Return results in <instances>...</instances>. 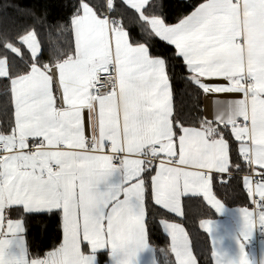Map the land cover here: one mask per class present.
<instances>
[{"label":"snow or ice","instance_id":"snow-or-ice-1","mask_svg":"<svg viewBox=\"0 0 264 264\" xmlns=\"http://www.w3.org/2000/svg\"><path fill=\"white\" fill-rule=\"evenodd\" d=\"M164 7L77 0L72 41L48 62L34 27L0 33L11 109L0 123V264H160L153 221L171 236V264H199L171 217L196 196L228 217L213 182L233 172L254 210H239L235 230L227 219L202 226L215 264H264V239L259 261L245 251L257 222L264 237V0H200L175 23ZM180 83L238 98L193 124L176 104ZM35 214L60 217L62 242L43 256L26 238Z\"/></svg>","mask_w":264,"mask_h":264},{"label":"trees","instance_id":"trees-1","mask_svg":"<svg viewBox=\"0 0 264 264\" xmlns=\"http://www.w3.org/2000/svg\"><path fill=\"white\" fill-rule=\"evenodd\" d=\"M96 3L102 0H94ZM159 2V0H157ZM164 15L168 23L177 22L178 18L192 11L191 5L200 0H163ZM77 0H0V33L13 36L26 27H34L42 44L41 59L48 62L56 54L58 47L67 48L72 36L67 31L68 22L73 15ZM64 29L62 35L57 36L53 29ZM23 51V50H22ZM27 55V53H25ZM181 94L176 98L178 110L182 112L193 124L203 116V93L190 85L180 83L177 85ZM3 91L0 85V92ZM5 109H7L5 111ZM11 109L8 107L6 97L0 96V123L10 118ZM235 173V172H234ZM235 173L234 179L226 184L214 181V192L225 204L229 206L252 205L247 195L240 175ZM216 213L201 196L185 199V215L173 216L172 220L182 222L192 241L193 249L199 264H214L212 259L211 240L208 234L200 228L199 222L203 218L214 217ZM26 238L33 254L43 256L50 249L62 242L60 217L53 214H35L25 218ZM148 237L150 243L158 250L159 260L162 264H171L169 241L155 221L150 223Z\"/></svg>","mask_w":264,"mask_h":264},{"label":"crops","instance_id":"crops-1","mask_svg":"<svg viewBox=\"0 0 264 264\" xmlns=\"http://www.w3.org/2000/svg\"><path fill=\"white\" fill-rule=\"evenodd\" d=\"M213 83H223L222 81H212ZM238 97H236L235 95L233 94H228V93H215V94H205L203 93V116L204 117H207L208 119H212L213 116H214V112L216 110V101L217 100H220V101H228V100H232V99H236ZM84 122H85V128H86V131H87V126H88V113H87V110H85L84 112ZM213 191H214V182H213ZM215 193V192H214ZM216 195V194H215ZM202 197V196H201ZM203 198V197H202ZM219 198V197H217ZM220 199V198H219ZM221 200V199H220ZM222 201V200H221ZM223 202V201H222ZM224 203V202H223ZM225 204V203H224ZM230 210H232L231 214L228 216V217H222L219 213H217L214 208H212L211 205H209L213 211L216 213V216L214 217H207V218H203L200 222H199V225H200V228L205 231L208 236L210 237V240H211V247H212V259H213V262L215 264V261H214V257H213V245H212V235L210 232L207 231V229L205 227L202 226L203 222L205 221H212L213 223H215L216 221H224L225 219H227V221L229 222V224L232 226L233 230H235V228L237 227L238 223L240 222L241 220V217H240V214H239V210L240 209H243V208H248L250 211L251 210H254V205L252 204L251 206L250 205H244V206H229L227 204H225ZM255 211H259V210H256ZM172 222H175V223H178L180 225H182L185 230L187 231L185 225L180 222V221H177V220H172ZM26 227V225H25ZM161 229L163 230L164 234L167 236V239L169 241V251H165V255L167 256H170L172 261H174V253L171 252V236L167 233V231L163 228V226L161 225ZM260 230V226H259V223L257 222V224L255 225V228H254V235H253V240L251 243H248L246 244V247H245V251L250 253L251 256L253 258H255L257 261L260 260L261 258V245H260V241H256L255 240V235L256 233ZM188 232V231H187ZM189 234V233H188ZM189 238L191 240V237L189 235ZM148 243L154 247L150 241H149V237H148ZM57 247V246H56ZM235 247V245H234ZM155 248V247H154ZM53 249V248H52ZM50 249V250H52ZM156 249V248H155ZM49 250V251H50ZM194 251V249H193ZM158 250H157V258L159 260V255H158ZM195 253V252H194ZM101 260H106L107 257L106 255L102 254L101 255ZM198 259V258H197ZM160 261V260H159ZM160 264L161 261H160Z\"/></svg>","mask_w":264,"mask_h":264},{"label":"built area","instance_id":"built-area-1","mask_svg":"<svg viewBox=\"0 0 264 264\" xmlns=\"http://www.w3.org/2000/svg\"><path fill=\"white\" fill-rule=\"evenodd\" d=\"M235 175V173L233 172V176ZM256 210H259V209H256ZM261 239H264V237L261 236V232L260 230L256 233L255 235V240L256 241H260Z\"/></svg>","mask_w":264,"mask_h":264}]
</instances>
